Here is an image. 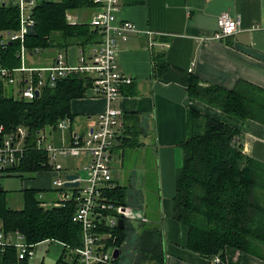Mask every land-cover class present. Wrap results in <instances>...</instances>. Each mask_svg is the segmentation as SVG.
<instances>
[{
    "label": "trees",
    "instance_id": "trees-1",
    "mask_svg": "<svg viewBox=\"0 0 264 264\" xmlns=\"http://www.w3.org/2000/svg\"><path fill=\"white\" fill-rule=\"evenodd\" d=\"M93 0H62L40 2L34 11L38 36H27L30 49L63 50L73 45L82 48L101 41L97 27L88 21L68 24L70 12L93 8ZM20 27L17 6H0V40ZM20 43L0 46L4 66L20 65L16 53ZM157 70L163 73L168 64L163 54H155ZM91 78L74 73L58 81L55 87L45 86L39 96L27 99L8 82H0V147L8 136L21 140L17 128H26L22 139L23 152L14 164L0 167V178L50 170L48 154L36 148L37 139L59 120L71 117L74 99L87 96ZM187 93L240 119H252L264 124V88L239 80L234 88L203 84L199 76L188 73L184 79ZM187 138L181 143L183 164L176 174L174 218L188 228L187 248L201 256L225 259L227 247L264 260V163L244 151V136L235 128L196 110L187 111ZM56 189L55 194H58ZM43 190L22 189L23 207L14 209L8 203V191L0 183V227L10 232L19 229L29 244L40 245L48 240L67 246L82 245V226L73 221L74 200L55 204L54 199L41 198ZM110 198L123 204L124 192L117 186ZM51 201V204L48 202ZM121 248L127 232L114 228ZM133 257L129 264H166L165 237L161 227L142 222L136 239L131 243ZM63 257L60 259L62 260ZM121 257L116 259L120 261ZM30 257L19 258L18 250L8 246L0 250V264H31ZM131 262V263H130Z\"/></svg>",
    "mask_w": 264,
    "mask_h": 264
},
{
    "label": "crops",
    "instance_id": "crops-1",
    "mask_svg": "<svg viewBox=\"0 0 264 264\" xmlns=\"http://www.w3.org/2000/svg\"><path fill=\"white\" fill-rule=\"evenodd\" d=\"M120 5L118 20L131 21L140 28V32L130 33L126 42L119 40L118 45L119 69L132 76L133 82L122 87L117 101H108L90 90L87 96L74 99L71 130L78 131L74 122L79 114L87 115L85 124H90L91 119H95V124L98 114L108 106L121 111L112 151V161H118L119 169L115 173L112 166L113 178L124 192L123 205L140 216L126 219L124 229L129 245L136 239L139 225L147 222L161 227L164 232L166 264H264V260L233 247L226 248L225 259L220 263L215 257L207 258L189 250L188 228L174 218L176 174L183 164L181 143L188 135L189 109L240 129L244 151L264 163V124L240 119L192 97L184 86L185 76L194 64L191 73L199 76L203 84L232 89L239 80H245L264 88V0H120ZM92 9L89 19L97 5ZM223 12H228L232 18L240 17L241 24L235 34L215 38ZM72 14L81 18L79 12ZM147 30L155 31L156 44H150ZM94 45L78 46L79 53L84 52L88 57ZM69 48L66 59L75 65L80 54L69 52ZM156 53L163 54L168 64L163 73L157 70ZM55 55L44 57L45 64L38 66H52ZM16 85L14 88L20 90L21 85ZM52 134L54 137L49 140L61 143L56 132ZM154 195L155 202L157 197L161 200L160 208L155 203V210L146 201ZM48 197L52 200L56 195ZM133 221L137 226L131 224ZM130 232L136 235L134 240ZM57 242L54 251H60L62 245L61 257L65 246ZM120 256L125 254L121 251ZM53 261L54 264L60 259Z\"/></svg>",
    "mask_w": 264,
    "mask_h": 264
},
{
    "label": "built area",
    "instance_id": "built-area-1",
    "mask_svg": "<svg viewBox=\"0 0 264 264\" xmlns=\"http://www.w3.org/2000/svg\"><path fill=\"white\" fill-rule=\"evenodd\" d=\"M60 1L62 0H0V6L8 4L17 6L20 15L19 29L0 40L2 48H6L14 41L20 43L16 53L20 65L14 68L4 66L0 57V82L5 81L10 85L20 84L21 95L27 99H34L36 92L41 93V89L45 86L55 87L60 79L80 73L91 78L92 85L89 90L92 94L103 96L108 101H117L122 87L133 82L132 76L119 69V40L126 42L130 33L140 32V28L135 23L118 20L121 11L120 0H93L97 9L88 22L97 27L101 41L90 49L88 57L81 52L78 63L72 65L68 63L63 50H57L55 63L52 66H34L27 63L28 56L38 54L42 50L40 46L30 49L26 43V37L30 36L27 31L28 26H36L34 15L36 6L40 2ZM66 20L70 25L83 22L72 12L67 15ZM218 24L219 31L215 33V38L235 34L239 30L241 19L232 18L228 12H223L219 16ZM146 33L150 38V44L153 45L155 31L147 30ZM193 67L194 64L189 68V72L193 71ZM120 115L119 109L108 106L98 114L96 123L84 133L71 130L74 120L67 116L51 127L48 134L44 131L37 139L36 148L45 150L48 154L47 164L50 166V171L60 176L53 182L59 190L55 204L70 200L76 202L73 221L82 226V245L67 246L72 252L71 259L74 264H116L114 251L119 247L112 244L116 240L112 230L119 228L120 219L126 222V219L140 217L131 207L115 203L109 196V193L117 187L113 178L112 151L118 136ZM17 131L21 137L19 142L15 143L13 136L10 135L0 147V167L14 164L17 154L24 150L22 139L26 135V128L20 126ZM53 132H58L57 137L60 138L61 143L51 142L54 137ZM61 156H87L86 177L66 179V174L62 173L64 167L58 162ZM67 181H78L79 185L65 186ZM40 197L43 198V195L41 194ZM8 246L16 247L21 259L26 257L32 259L37 247L26 242L24 234L19 229L7 232L0 227V250ZM215 261L220 263L221 258L217 256Z\"/></svg>",
    "mask_w": 264,
    "mask_h": 264
},
{
    "label": "rangeland",
    "instance_id": "rangeland-1",
    "mask_svg": "<svg viewBox=\"0 0 264 264\" xmlns=\"http://www.w3.org/2000/svg\"><path fill=\"white\" fill-rule=\"evenodd\" d=\"M92 11H93L92 8H84V9H80V10H75L74 13L75 14H78V12L81 13V16H80L81 18H79V19L84 22V21H89L88 19H89L90 13ZM79 50H80V48L78 46H73V47L69 48V52L76 51L77 53H79ZM56 51L57 50H55V49L42 48L41 52H39L38 54H34L33 56H28L27 63L29 65H34V66L45 64L43 62V58L44 57H47V58L51 57L52 58V56H54L56 54ZM67 51L68 50L63 49V53L66 54ZM79 54L81 55V53H79ZM11 86H13L12 87L13 90L11 92H14L15 85H11ZM17 87L18 86L16 85V88ZM77 116L78 117L76 118V120L74 122V127L77 128L79 132H82L84 130L87 131V129L90 126L94 125L95 119H91L90 124H85V121L88 118L87 115L82 116L81 114H79ZM45 131L48 134L51 131V129H46ZM56 134H58V132H56ZM114 152L116 154L115 150H114ZM132 158H135V157H132ZM58 162L60 164H62L64 167L62 173H65V174L77 173L82 178L86 177L85 167L88 164V158L86 156H80V157L61 156L58 158ZM119 163H121V161H119ZM112 166H114V170L116 173L117 172L116 170L119 169L118 168V161L116 162L115 160H113ZM50 172H45V173L38 172V173L28 174L26 176V178H24V179L17 177V176L1 177L0 183L8 191L7 198H8L9 205L14 209L23 207L22 189H24L25 187H39L40 189L43 190L42 195L46 199L49 198L48 197L49 195L55 194L56 187L54 186L53 182L55 180H57V178H59L60 176H59V174H56L54 171H50ZM62 173H61V175H62ZM61 177H63V175ZM67 189H70V188H67ZM155 194H156V192H155ZM55 195H58V194H55ZM155 199H156V195H154L153 197L148 198L146 200L147 205L150 208H152L153 210H155L157 208L155 203L157 204L158 208H160V206H161L160 197H157L156 202L154 201ZM131 224L133 226H137L138 223L136 221H133ZM138 232H139V230H138ZM130 235H132L131 239L134 240L136 235L134 236V234L131 232H130ZM128 239H130L129 235H128ZM57 243H58L57 241L48 240V241H45L42 244H40L37 248H35L37 251V256H35L34 259L32 258L30 263L31 264H43V263L44 264H53V263H51V262H54L53 259H55L57 261L59 259H61L63 256L60 257L59 252L62 250L63 246L60 245V247H61L60 251H54V247L58 246ZM132 248L133 247L131 246V244L129 245V242L127 240L124 243V245L122 246V250H121L122 254H125V256H120L121 259L119 262L116 261V264H129V259L132 258L134 255V253L132 252ZM66 254H67L66 258H63L62 260H60L59 262L54 263V264H74V261L71 259V257L73 256L72 252L68 250L66 252ZM127 255H129V256H127ZM217 256H219V255H216L215 257H217ZM221 262H222V260H221Z\"/></svg>",
    "mask_w": 264,
    "mask_h": 264
},
{
    "label": "water",
    "instance_id": "water-1",
    "mask_svg": "<svg viewBox=\"0 0 264 264\" xmlns=\"http://www.w3.org/2000/svg\"><path fill=\"white\" fill-rule=\"evenodd\" d=\"M27 31H28V34L30 36H38L37 27L35 25H29L28 28H27ZM39 94H40V92L37 91L36 92V96H39ZM79 177H80V175L77 174V173H68V174H66V179H68V180L78 179ZM72 185L78 186L79 185V182L78 181H76V182L67 181L65 183V186H72ZM118 227L120 229H122V230L125 228V221H124V219H120L119 220ZM120 255H121L120 248H116L115 251H114V258L115 259H118L120 257Z\"/></svg>",
    "mask_w": 264,
    "mask_h": 264
}]
</instances>
